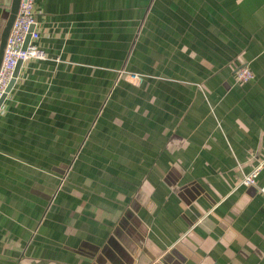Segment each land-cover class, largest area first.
Returning <instances> with one entry per match:
<instances>
[{"label":"crops","instance_id":"0c3cea01","mask_svg":"<svg viewBox=\"0 0 264 264\" xmlns=\"http://www.w3.org/2000/svg\"><path fill=\"white\" fill-rule=\"evenodd\" d=\"M36 10L47 58L0 104V264H264V169L239 185L264 156V0Z\"/></svg>","mask_w":264,"mask_h":264},{"label":"built area","instance_id":"2783aa9c","mask_svg":"<svg viewBox=\"0 0 264 264\" xmlns=\"http://www.w3.org/2000/svg\"><path fill=\"white\" fill-rule=\"evenodd\" d=\"M36 1L20 0L15 18L10 26L0 63V98L12 78L18 60L23 62L31 58H47V52L36 44L39 37L36 29ZM27 35L29 37L25 43ZM236 76L239 81L246 82L253 78L254 73L247 64H244L236 70ZM129 77L138 81L143 79V76L135 72H130ZM262 169H264V156L257 160L250 172L242 176L239 184L256 186V177ZM257 188L264 195V184Z\"/></svg>","mask_w":264,"mask_h":264},{"label":"water","instance_id":"95a60500","mask_svg":"<svg viewBox=\"0 0 264 264\" xmlns=\"http://www.w3.org/2000/svg\"><path fill=\"white\" fill-rule=\"evenodd\" d=\"M19 2H20V0H0V3H1L0 8H2L1 9L2 10L1 11V17L4 21L3 28L0 32V63H1V59H2L4 45L6 42V37L9 33L10 26H11V24L15 18L16 12L18 10ZM28 37L29 36L27 35L25 43L27 42ZM20 62L21 61L18 60L16 66L14 68L12 78H11L4 94L0 98V104H1L2 100L4 99L5 95L7 94V92L9 91L10 87L12 86V84L14 82V78L17 75ZM149 263H151V261H149ZM151 264H154V263H151Z\"/></svg>","mask_w":264,"mask_h":264},{"label":"rangeland","instance_id":"374dc122","mask_svg":"<svg viewBox=\"0 0 264 264\" xmlns=\"http://www.w3.org/2000/svg\"><path fill=\"white\" fill-rule=\"evenodd\" d=\"M129 73L130 72H128L127 74H128V76H129ZM136 74H139V73H137V72H135ZM139 75H141V76H143L142 74H139ZM130 79H132V80H137V79H133V78H131V77H129ZM250 172V171H249ZM248 173V172H247ZM246 174V173H245ZM257 178V177H256ZM242 179V178H241ZM240 183V182H239ZM239 185H241V184H239ZM257 185V184H256Z\"/></svg>","mask_w":264,"mask_h":264}]
</instances>
